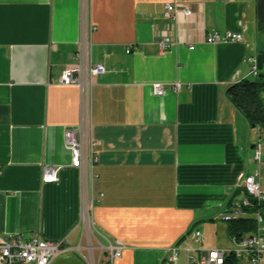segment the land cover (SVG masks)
<instances>
[{
	"label": "crops",
	"instance_id": "obj_1",
	"mask_svg": "<svg viewBox=\"0 0 264 264\" xmlns=\"http://www.w3.org/2000/svg\"><path fill=\"white\" fill-rule=\"evenodd\" d=\"M168 2L192 12L170 19ZM87 24L93 60L106 67L91 95V232L81 219V172L65 144L81 119V90L59 82L76 65ZM261 24L258 0H0V236L40 230L74 248L119 239L125 248L113 264H162L174 245L203 248L205 257L208 248L234 247L223 215L246 195L239 175L256 168L259 129L227 90L254 80V65L264 69ZM226 30L244 39L206 42ZM164 37L173 42L165 50ZM155 82L165 95L154 93ZM45 166L62 167L58 181L43 182ZM51 264L90 263L72 249Z\"/></svg>",
	"mask_w": 264,
	"mask_h": 264
},
{
	"label": "built area",
	"instance_id": "obj_2",
	"mask_svg": "<svg viewBox=\"0 0 264 264\" xmlns=\"http://www.w3.org/2000/svg\"><path fill=\"white\" fill-rule=\"evenodd\" d=\"M165 16L175 19L178 12L190 14L192 8L190 5H183L178 2L166 3ZM86 18V16H85ZM91 24H87L82 31L79 47L76 52V65L64 70L59 78L61 84H75L81 90V119L77 126L68 128L65 131V144L72 153V165L77 167L82 176L83 197H82V214L81 219L88 232L94 229L92 213L95 206V194L89 192L88 180L89 174L94 177V168L98 162L97 145L98 142L92 134L91 119V95L92 88L95 84V78L98 75L106 73V67L101 62H95L92 57L91 33L94 31ZM244 35L240 32L226 30L225 32L214 31L208 33L205 37L206 42L216 44L220 42L242 41ZM162 49L172 47L173 42L169 37L158 40ZM190 49L195 45L190 44ZM254 64L255 59L249 58ZM254 75L258 74V69L253 66ZM175 91L181 89V84L176 83L173 86ZM153 90L156 95L166 94V88L163 83L155 82ZM259 129V128H258ZM264 133L263 129H259ZM250 161L256 165L253 172H241L239 175L240 186L245 191V196L241 199L233 200L228 212L223 215V219L228 221L231 218H237L245 213L246 209L255 207V218L258 224V231L243 240H234L235 246L232 248L219 247L206 249L207 256H202L203 248L187 247L174 245L167 249V255L164 257L162 264H179L181 251L187 253V264H227L230 255L239 259V264L245 260L247 264H264V209L259 208L264 203V136L254 145L253 154ZM61 166H45L43 173L44 183H53L58 181V171ZM203 237L200 230L195 232V241L199 242ZM100 252L98 258L95 251ZM125 246L119 239L109 241L108 245L100 244L95 247L91 240L86 245L72 247L65 240H51L43 236L39 230L35 236L25 239L21 234H10L0 236V264H51L52 261L60 254L77 249L82 254L85 252L90 264H101L106 261L113 264L115 259L119 258ZM199 252V256L196 254ZM105 254H107L106 258Z\"/></svg>",
	"mask_w": 264,
	"mask_h": 264
},
{
	"label": "trees",
	"instance_id": "obj_3",
	"mask_svg": "<svg viewBox=\"0 0 264 264\" xmlns=\"http://www.w3.org/2000/svg\"><path fill=\"white\" fill-rule=\"evenodd\" d=\"M258 3L259 8L264 9V0H258ZM261 28L264 32V24H261ZM227 95L253 127L264 130V69L258 72L254 80L245 79L232 84ZM259 208L264 209V203ZM256 210L255 207L246 209V214L228 220L227 231L232 239L240 241L258 231ZM227 264H239V259L230 255Z\"/></svg>",
	"mask_w": 264,
	"mask_h": 264
},
{
	"label": "rangeland",
	"instance_id": "obj_4",
	"mask_svg": "<svg viewBox=\"0 0 264 264\" xmlns=\"http://www.w3.org/2000/svg\"><path fill=\"white\" fill-rule=\"evenodd\" d=\"M254 79H256V77H254ZM257 134H258L259 138H261V136L262 137L264 136V133L258 132ZM179 264H186L185 253L184 252H182L181 255H180V263ZM241 264H247V262L245 260H242Z\"/></svg>",
	"mask_w": 264,
	"mask_h": 264
}]
</instances>
